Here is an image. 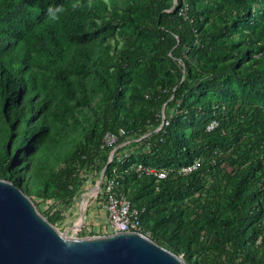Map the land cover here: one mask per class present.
I'll return each instance as SVG.
<instances>
[{
    "label": "trees",
    "instance_id": "16d2710c",
    "mask_svg": "<svg viewBox=\"0 0 264 264\" xmlns=\"http://www.w3.org/2000/svg\"><path fill=\"white\" fill-rule=\"evenodd\" d=\"M174 2L141 0L155 12L136 23L153 35L147 54L134 36L108 42L124 27L122 14L128 19L139 6L135 0H0V178L23 188L31 169L46 168L54 193L45 183L36 196L71 201L84 184L81 171L101 173L107 164L105 134L125 130L120 141H132L130 156L106 175L117 169L119 190L152 240L167 248L148 222L163 202L167 217H177L174 234L188 219V264H199L193 257L215 244L214 264H264V0ZM50 6L65 8L58 21L47 19ZM143 62L145 89L132 78ZM81 107H96L99 122L85 127ZM163 109L169 125L157 130ZM77 126L83 129L70 155L51 164L58 142ZM196 159L200 168L187 176L157 180L135 171L139 163L181 167ZM44 215L54 225L62 218Z\"/></svg>",
    "mask_w": 264,
    "mask_h": 264
},
{
    "label": "water",
    "instance_id": "95a60500",
    "mask_svg": "<svg viewBox=\"0 0 264 264\" xmlns=\"http://www.w3.org/2000/svg\"><path fill=\"white\" fill-rule=\"evenodd\" d=\"M0 264H187L137 232L71 237L26 190L0 178Z\"/></svg>",
    "mask_w": 264,
    "mask_h": 264
},
{
    "label": "rangeland",
    "instance_id": "374dc122",
    "mask_svg": "<svg viewBox=\"0 0 264 264\" xmlns=\"http://www.w3.org/2000/svg\"><path fill=\"white\" fill-rule=\"evenodd\" d=\"M109 1V0H107ZM126 2L130 0H125ZM139 2V6L135 9L129 11L130 16L126 19L125 15L128 12H124L122 14V19L124 27L117 31V34L109 39L112 45H115L117 41H119V33L124 34L126 36H134L135 38H140L142 41L144 48L147 54L151 53V49L149 44L153 38L152 34L147 32H139L137 30L139 21L145 20L148 22L150 18L155 16V12L146 8L141 0H135ZM120 44L122 42L120 41ZM112 54V51H110ZM147 63L143 62L138 68L132 70V78L134 83L141 86L143 89L146 88V68ZM206 94L212 98H224V96L215 93L213 90L206 89ZM104 98V95L101 92H96L94 96V103L100 104V99ZM250 99V97H247ZM102 101V100H101ZM83 109V113L80 114V119L85 127L90 128L93 123L99 122V119L95 117L94 111L95 109L81 107ZM82 127H73L71 129L70 138H67L63 141H59L56 151L58 157L56 159L51 160V164L54 165L56 160H62L67 158L74 147L73 140L80 139V134L82 131ZM62 162V161H61ZM59 162L55 167L54 171L58 170V166H60ZM40 167L39 164H37ZM81 174L85 178L84 184L80 188V190L75 195V198L71 201H62L60 199H50L43 200L36 196V191L39 187H42L45 183L48 184V193L53 194V173L47 171L46 168H41L39 173L33 171L31 169L30 175H28V183L27 187H23L26 192H28L30 198L36 203L38 209L43 213H60L61 220L56 224L62 232H67L71 237H81V234L84 233L88 236H97V235H106L109 233L107 226V216L105 212L102 210L100 203L97 199L92 196L93 189L96 187L97 183L100 181V170L94 169H83ZM13 182V181H12ZM17 184V183H15ZM18 185V184H17ZM21 186V185H20ZM189 194H186L184 197L187 199ZM89 201V204L86 205V209H84V200ZM181 199V198H180ZM184 199V200H185ZM160 209L152 211V213L148 216V222L151 226H153L156 233H159L162 237V242L167 248L178 249L180 250V258L185 261V254L183 253V247L185 244V240L187 238L189 225L188 219L181 225L179 231L177 230L174 234L173 224L177 217L171 219L167 217V212L165 210V203L161 202ZM220 221H218L219 223ZM108 232V233H107ZM149 234V233H148ZM150 237V234L148 235ZM215 238L217 240H222L223 236L220 232L215 233ZM217 244H215L212 250L206 252L204 257L200 255H196L193 259L197 260L199 264H214L216 256H217ZM186 262V261H185ZM187 263V262H186ZM188 264V263H187Z\"/></svg>",
    "mask_w": 264,
    "mask_h": 264
},
{
    "label": "built area",
    "instance_id": "2783aa9c",
    "mask_svg": "<svg viewBox=\"0 0 264 264\" xmlns=\"http://www.w3.org/2000/svg\"><path fill=\"white\" fill-rule=\"evenodd\" d=\"M176 3V0L175 2ZM185 9L181 10V14L185 15ZM164 109L162 111V125L157 129L159 130L163 126L169 125V120L164 114ZM217 126V122H213L208 129L211 130ZM126 131L120 130L118 133H106L102 140V149L111 148L112 151L109 155L107 164L102 168L100 173V181L97 183L96 187L93 189L92 196L98 200L101 205L102 210L107 216V226L109 233L114 234L118 232H137L148 236L147 230L143 227L139 212L132 207L129 198L119 190V181L117 177V169L113 170L112 175H106L107 167L117 162L118 164H123L130 156L128 151V146L132 141H120L126 137ZM148 137L145 134L137 139L135 142H140L142 139ZM144 151H150V145H146ZM201 159H196L194 162L187 166L181 167H151L146 166L141 163L135 165V171L138 177L152 176L157 180H164L169 178L172 174H177L179 176H187L191 173L197 171L200 168ZM84 200V199H83ZM84 209L89 201L84 200ZM149 237V236H148Z\"/></svg>",
    "mask_w": 264,
    "mask_h": 264
},
{
    "label": "clouds",
    "instance_id": "9594fccd",
    "mask_svg": "<svg viewBox=\"0 0 264 264\" xmlns=\"http://www.w3.org/2000/svg\"><path fill=\"white\" fill-rule=\"evenodd\" d=\"M91 5V0H89V6ZM80 5L78 3L73 4L72 8L76 9ZM65 12V8L63 6H55V7H48L47 9V19L49 21H58L60 19V15Z\"/></svg>",
    "mask_w": 264,
    "mask_h": 264
}]
</instances>
